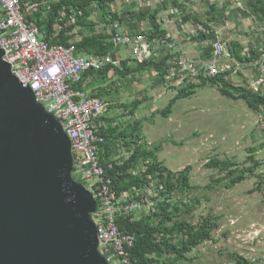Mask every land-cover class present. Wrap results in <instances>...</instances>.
Wrapping results in <instances>:
<instances>
[{
    "label": "built area",
    "instance_id": "1",
    "mask_svg": "<svg viewBox=\"0 0 264 264\" xmlns=\"http://www.w3.org/2000/svg\"><path fill=\"white\" fill-rule=\"evenodd\" d=\"M128 1L132 11H122L117 3H111V10L118 12L120 17L109 22L102 19L93 5V14L97 16H91V19L97 22L96 31L107 32L112 44L111 51L95 55L78 47V43L90 33L89 28L76 25L71 31L66 29L85 16L83 7L74 4L62 6L50 26L53 3L60 0H0L3 58L11 65L19 81L31 87L37 102L61 121L69 135L74 158L72 173L97 200L93 218L98 229L99 249L110 264H144L131 255L137 235L122 229L119 220L128 217L141 220L152 216L159 203L165 201L168 181L178 178L187 168L173 171L166 166V170L165 165H158L155 158L143 157L128 171L131 176L140 178L142 184L120 194L108 170H116L117 166L123 165L135 149L147 141L144 137L132 144L119 140L106 149L108 140L102 133L106 123L102 118L110 114L113 102L95 89L100 80L97 72L106 67L122 69L124 61L165 60L166 72H153L155 77L163 80V94L170 87L181 89L188 83H210L212 78L224 75L229 80L243 78L244 87L264 96V33L256 32L257 36L241 51L243 59H239L230 45L232 40H237L229 38V32L233 30L232 12L225 9L222 13L225 12L226 16L217 13L216 19L209 16L204 19L190 13L192 17L188 19V12L183 9L181 1L182 5H175L173 0H159L158 8L160 4H168L164 8L161 6V12H166L157 20L165 33H155L156 28L148 17H136L140 9L139 0L138 3ZM232 2L240 18L251 15L250 29L255 32V27L262 23L251 13L249 0ZM144 3L148 4L147 0L140 6ZM220 8L224 9V6ZM112 11L108 18L112 17ZM189 22L193 25L189 38L199 40L197 56H189L178 49L174 36L168 30L171 24L185 30ZM64 25L66 31L63 34ZM201 33L205 37L214 34V37L197 39ZM63 36L67 37V42L62 40ZM240 43L244 42L241 40ZM120 52L130 56L122 57ZM259 116V122H263L264 111ZM119 173L122 174L121 171ZM186 203H191V200L185 198L177 202L181 208ZM189 221L198 224L191 219Z\"/></svg>",
    "mask_w": 264,
    "mask_h": 264
},
{
    "label": "rangeland",
    "instance_id": "2",
    "mask_svg": "<svg viewBox=\"0 0 264 264\" xmlns=\"http://www.w3.org/2000/svg\"><path fill=\"white\" fill-rule=\"evenodd\" d=\"M147 1H150L148 9L158 8L159 0ZM142 2L144 0H139L138 10L147 7L146 3L140 6ZM116 3L122 11L130 10L131 3L127 0ZM93 5L98 9L96 3ZM161 6L166 5L160 4L159 9ZM223 11L219 7L215 10L220 14ZM96 16L94 13L92 18ZM245 19L250 21L252 17L248 14ZM255 32L264 33V24L256 26ZM242 44L248 47L247 41ZM119 55L130 56L121 52ZM110 75L102 77L95 87L99 92L104 89L103 96L113 102L107 117L122 127L142 121L144 139L152 148L158 147L159 161L173 171L187 168L191 187L184 193H173L171 202L187 198L194 204L199 200L196 209L188 215L193 222L209 214L217 217L219 226L212 239L195 247L188 254L191 260L183 264H243L236 259L237 254L248 264H264V121L259 122L261 112L251 109L244 99L224 95L218 86L207 83L199 85L191 96L178 97L171 107L172 112L164 116L161 112L176 98L177 89L170 87L163 94L162 78L150 71L125 77L115 72ZM239 79L230 78V81L246 85L243 78L238 82ZM137 99L143 101L134 109L131 103ZM214 157L231 159L239 163L241 169L253 164L252 157L261 164L255 175L228 186L226 171L206 165ZM261 183L262 188L257 189Z\"/></svg>",
    "mask_w": 264,
    "mask_h": 264
},
{
    "label": "water",
    "instance_id": "3",
    "mask_svg": "<svg viewBox=\"0 0 264 264\" xmlns=\"http://www.w3.org/2000/svg\"><path fill=\"white\" fill-rule=\"evenodd\" d=\"M0 48V264H110L61 121Z\"/></svg>",
    "mask_w": 264,
    "mask_h": 264
},
{
    "label": "trees",
    "instance_id": "4",
    "mask_svg": "<svg viewBox=\"0 0 264 264\" xmlns=\"http://www.w3.org/2000/svg\"><path fill=\"white\" fill-rule=\"evenodd\" d=\"M116 0H60V2L53 3V11H52V20L50 26L52 25L53 19H55L57 11L62 6H66L68 4L79 5L84 8L85 16L78 20L72 27H67L68 31H71L73 27L76 25H82L86 28L90 29V33H88L79 43L78 47L81 50L84 48L86 52L90 54H104L111 51V41L109 40L110 35L105 32H97L96 24L94 20L91 19L94 8H92L93 4H97L98 14L102 17L105 22H109V20L116 19L120 17L118 12H113L111 10V3ZM249 6L251 13L257 17V19L264 24V0H249ZM173 4L182 5L179 0H173ZM165 6V4H163ZM168 4L166 3L167 7ZM130 7V6H129ZM138 10L136 17L142 19L145 16L149 18L150 22L153 24L154 28H156L155 33H165L164 30L159 28L158 17L161 9L153 8ZM132 11L131 8H129ZM217 5L211 4L210 10L211 15L210 19H216ZM163 10V9H162ZM213 10V11H212ZM112 11V17L108 18V14ZM224 17L226 13H222ZM188 18H191L189 16ZM221 20V19H219ZM65 25L63 28V34L66 31ZM162 31V32H161ZM200 38H213L214 34L208 35L207 37L203 36L202 33L199 34ZM67 37L63 36L62 40L66 41ZM231 48L236 55L237 58L243 59L240 55L244 46L237 40H232L230 42ZM211 52V50H210ZM254 54V53H253ZM132 61V62H131ZM124 61L123 68H115V67H106L100 71H98L99 78H108L111 72H115L117 74H121L124 77L128 74L134 72H158L160 74H164L166 71L165 60L160 61H145L139 62L137 60ZM92 72V71H90ZM88 72L86 76L90 73ZM204 84H207L205 82ZM200 84V85H204ZM210 84L214 86H218L220 92L224 95H227L232 98H242L246 101L249 107L256 112L264 111V96L260 93H255L251 89L235 85L229 79L225 78L224 75L216 76L212 78ZM199 84L188 83L183 88L177 89V96L168 107L162 110V114L164 116H169L172 112V105L178 99V97H188L195 93L196 88ZM100 90V95H104V93ZM142 99H137L133 101L131 104L134 109H137L140 103H142ZM102 120L106 123L102 133L105 134L108 143L106 144V149L115 142L119 140H123L126 144L138 143L140 137H144L142 134V121H136L135 123H130L129 125L122 127L120 124H114V120L107 116L103 117ZM149 142L145 144H141L134 151V154L131 156L129 160H127L123 165H119L116 167V170H108V174L114 177L116 182V186L121 193L126 192L128 188L134 185H141L142 180L138 177H133L128 172L130 168H133L137 162L143 157H153L158 162V165H163L161 161L158 159V147L152 148ZM253 164L247 166L245 168H240L239 163L231 160V159H222L220 157H214L209 159L207 162V167H215L221 170L222 172H227L225 177L229 180L228 186L236 185L244 180H246L248 175H255L256 171L261 164L255 157L251 158ZM166 170L168 168L164 167ZM118 171H121L122 174H118ZM172 172V171H170ZM117 176H119L117 178ZM190 177L186 171H182L178 178H172L168 181V191L164 193V200L159 203L157 210L153 213L152 216L143 218L141 220L133 219L131 217L128 218H120L119 224L122 229H127L130 232H134L137 235V241L135 247L131 250V255L134 258H138L144 264H183L185 260H191L188 256L189 253L193 251V249L203 242L207 240H211L213 237V232L218 228L219 223L217 221V217L215 215L209 214L207 216L202 217L198 224H193L189 221L190 215L194 209H196L197 204L200 203L199 200H195L194 204L186 203L184 207H179L177 203L169 202L172 198V194L175 192L184 193L190 188ZM262 188V183L258 186L257 189ZM236 259L243 263L248 264V261L238 254L235 256Z\"/></svg>",
    "mask_w": 264,
    "mask_h": 264
},
{
    "label": "crops",
    "instance_id": "5",
    "mask_svg": "<svg viewBox=\"0 0 264 264\" xmlns=\"http://www.w3.org/2000/svg\"><path fill=\"white\" fill-rule=\"evenodd\" d=\"M158 2V0H156ZM184 4V10L188 12L187 18L191 16L190 13H194L195 15H198L204 19H208V16L211 15L210 5L207 0L201 1V0H179ZM212 3L217 5V7L224 6V10L226 9L228 13L232 12V19H233V30L229 32V35L231 39H237L241 42H250L254 39L255 36H257V33L254 31H251L250 29V21L247 19L240 18L236 9L233 8L232 0H210ZM147 6H149L150 1H147ZM159 3V2H158ZM158 4H156V7ZM155 8V7H154ZM166 12V11H164ZM164 12H160L159 16H161ZM192 17V16H191ZM190 19V18H188ZM168 30L170 33L174 36V42L177 44L178 49L185 51L189 56H197L198 51L196 49V45L199 40H196L195 38H189V35L191 34V31L193 30V25L191 22L188 23L185 30H181V26L177 24H171L168 27ZM100 81V80H99ZM114 120V119H113ZM115 121V120H114ZM117 124L118 122H114Z\"/></svg>",
    "mask_w": 264,
    "mask_h": 264
}]
</instances>
